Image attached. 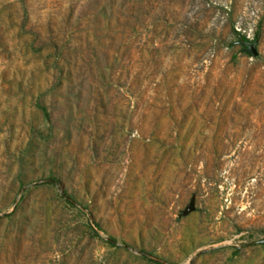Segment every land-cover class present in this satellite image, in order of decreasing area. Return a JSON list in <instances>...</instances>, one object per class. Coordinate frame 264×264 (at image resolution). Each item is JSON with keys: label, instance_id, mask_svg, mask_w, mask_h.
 <instances>
[{"label": "rangeland", "instance_id": "374dc122", "mask_svg": "<svg viewBox=\"0 0 264 264\" xmlns=\"http://www.w3.org/2000/svg\"><path fill=\"white\" fill-rule=\"evenodd\" d=\"M0 264H264V0H0Z\"/></svg>", "mask_w": 264, "mask_h": 264}, {"label": "trees", "instance_id": "16d2710c", "mask_svg": "<svg viewBox=\"0 0 264 264\" xmlns=\"http://www.w3.org/2000/svg\"><path fill=\"white\" fill-rule=\"evenodd\" d=\"M45 180L48 181V182H50V183H54V184L57 183V179L56 178H53V177L45 178Z\"/></svg>", "mask_w": 264, "mask_h": 264}, {"label": "water", "instance_id": "95a60500", "mask_svg": "<svg viewBox=\"0 0 264 264\" xmlns=\"http://www.w3.org/2000/svg\"><path fill=\"white\" fill-rule=\"evenodd\" d=\"M250 50H251L252 53H255V50H254V48L252 46H251ZM190 208H192V206H190L188 209H190Z\"/></svg>", "mask_w": 264, "mask_h": 264}]
</instances>
